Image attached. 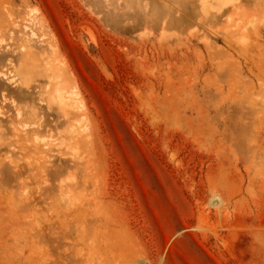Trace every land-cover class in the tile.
<instances>
[{
	"label": "rangeland",
	"instance_id": "obj_1",
	"mask_svg": "<svg viewBox=\"0 0 264 264\" xmlns=\"http://www.w3.org/2000/svg\"><path fill=\"white\" fill-rule=\"evenodd\" d=\"M0 264H264V0H0Z\"/></svg>",
	"mask_w": 264,
	"mask_h": 264
}]
</instances>
